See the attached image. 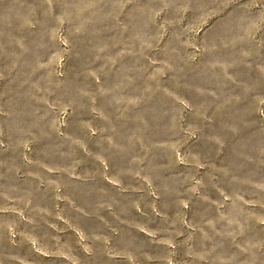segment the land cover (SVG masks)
I'll return each instance as SVG.
<instances>
[{"label":"rangeland","instance_id":"1","mask_svg":"<svg viewBox=\"0 0 264 264\" xmlns=\"http://www.w3.org/2000/svg\"><path fill=\"white\" fill-rule=\"evenodd\" d=\"M0 264H264V0H0Z\"/></svg>","mask_w":264,"mask_h":264}]
</instances>
